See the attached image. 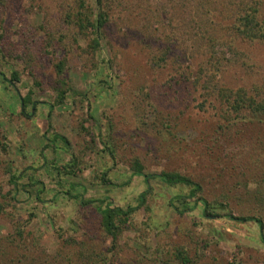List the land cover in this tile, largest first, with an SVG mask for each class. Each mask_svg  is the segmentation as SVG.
I'll use <instances>...</instances> for the list:
<instances>
[{
	"label": "rangeland",
	"instance_id": "rangeland-1",
	"mask_svg": "<svg viewBox=\"0 0 264 264\" xmlns=\"http://www.w3.org/2000/svg\"><path fill=\"white\" fill-rule=\"evenodd\" d=\"M76 4L0 0V264H264V214L260 229L206 217L191 198L183 210L188 189L130 169L137 159L146 174L190 177L216 214L259 210L264 123L210 102L221 89L264 91V41L234 30L252 6L264 24V0H115L95 51L92 31L67 18ZM28 93L35 109L23 110ZM142 194L113 243L99 207H136Z\"/></svg>",
	"mask_w": 264,
	"mask_h": 264
},
{
	"label": "trees",
	"instance_id": "trees-1",
	"mask_svg": "<svg viewBox=\"0 0 264 264\" xmlns=\"http://www.w3.org/2000/svg\"><path fill=\"white\" fill-rule=\"evenodd\" d=\"M114 1L115 0H94L95 8H92L86 4V0H75V2L77 3L75 7V15L71 14V16H73L75 19H72L69 16L67 17L73 23V25H75L78 34L86 35L89 29L92 31L95 37L92 39L89 48L93 51H95L99 47L100 32L110 18V14L112 12V3ZM257 12L258 10L256 7H248L242 13V15L235 19L234 30L236 31L237 36L250 42L264 41V24L262 21L257 19ZM206 15H211L209 9H205V11H203V16H205V19L207 18ZM210 21L214 20H212L211 18ZM204 40L210 43L215 42V39L208 35L207 37H204ZM165 56H167V54ZM156 59L160 60L162 58L157 57ZM64 63V60H60L55 65V69L58 75L62 74ZM17 79V73H13L11 76V82L9 83L13 84L17 81ZM208 88V86L203 87V92L207 91ZM215 94L216 95H214V98L210 102V107L212 110L221 112L222 115H225L229 118L233 116V120L239 119L243 113L250 114L264 123V91L259 90V88L255 90H245L243 88H239L233 91L228 89H221L218 90V92ZM64 95L65 90L60 89L56 98L57 105H61L63 103ZM212 95L213 93H210L209 97ZM30 97L31 93H28L25 97L20 98L21 108L23 110H25V107L28 104H31L32 106L34 105V103L31 102ZM198 107L202 108L203 104L199 103ZM33 109H35V105L33 106ZM56 138L60 139L65 145L68 146V142L66 141V139L61 136H56ZM109 153L110 155L112 154L110 150ZM130 169L132 171V175L142 176L147 185L149 184V181L157 179L170 187H182L188 189V194L186 196L180 195L176 197V200L179 201L183 210L188 209L186 199L191 198L195 199V203L201 201L203 202V213L204 215H206V217H224L234 221H253L259 225L260 229H262L263 227V201H260L259 203V210L255 212H248L246 213V215H240L239 217H233L231 215V212H226V214H216L212 211V207L209 206L207 200H205V198L201 196L202 186L190 177L177 172H160L158 175L146 174L144 172L143 165L137 159L132 161ZM22 177V173L18 175L10 174L9 183L10 185H12L14 191H16L18 180ZM101 180L104 181V176L101 177ZM71 197L74 199L79 198V196ZM144 199L145 197L142 194L139 197V206L136 207L128 206L126 208H121L112 207L110 205H106L102 208L99 207L100 224L102 230L105 233L106 237L108 239H111L113 243L117 239L118 234L122 232V228L127 224L131 215L134 213L137 207H140L143 204ZM4 213L5 206L3 203H0V215ZM177 257L182 261V264H188V259L186 257L182 255H180V257ZM85 261L86 264H88V258L85 259Z\"/></svg>",
	"mask_w": 264,
	"mask_h": 264
}]
</instances>
